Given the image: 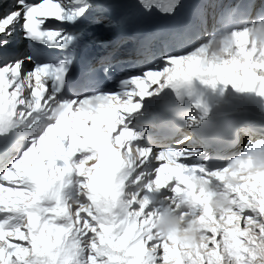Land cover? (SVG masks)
<instances>
[{"label":"snow or ice","instance_id":"obj_1","mask_svg":"<svg viewBox=\"0 0 264 264\" xmlns=\"http://www.w3.org/2000/svg\"><path fill=\"white\" fill-rule=\"evenodd\" d=\"M185 7L0 0V264H264V142L209 169L190 136L157 147L140 131L145 98L196 79L264 97V45L248 27L264 3H203L170 32H122ZM169 214L199 223L195 242L159 229Z\"/></svg>","mask_w":264,"mask_h":264},{"label":"bare ground","instance_id":"obj_2","mask_svg":"<svg viewBox=\"0 0 264 264\" xmlns=\"http://www.w3.org/2000/svg\"><path fill=\"white\" fill-rule=\"evenodd\" d=\"M197 80V85L203 89L208 101L212 104L213 111H210L211 116L225 115V109L236 108V116L248 118L246 122L248 129H258L261 126L264 133V97H260L253 92H241L232 86L227 88L223 84L213 88L211 85L204 84L199 79ZM191 114L197 116L194 117L195 119L201 118L199 112L195 111V109L192 110ZM191 130H194L192 135H197L199 127L192 126ZM256 142H264V137H258ZM244 149L237 148L233 157L240 155Z\"/></svg>","mask_w":264,"mask_h":264},{"label":"clouds","instance_id":"obj_3","mask_svg":"<svg viewBox=\"0 0 264 264\" xmlns=\"http://www.w3.org/2000/svg\"><path fill=\"white\" fill-rule=\"evenodd\" d=\"M250 30V35L253 41H258L260 44L264 45V21H259L254 25L248 26ZM231 37L226 35L223 37H217L216 43L214 44V50L219 53L222 42ZM255 169L264 170V154L257 155L254 158ZM200 187L207 189L209 186L197 182ZM228 200L224 197H216L213 200V206L215 208H226L228 206ZM159 229L165 234L175 233L181 238H187L195 242L196 238L199 236L200 225L198 222H191L188 219L182 218L178 214H169L163 217V219L158 221Z\"/></svg>","mask_w":264,"mask_h":264}]
</instances>
